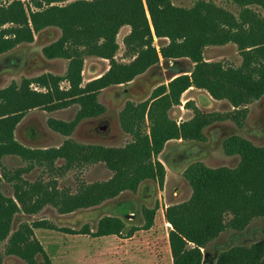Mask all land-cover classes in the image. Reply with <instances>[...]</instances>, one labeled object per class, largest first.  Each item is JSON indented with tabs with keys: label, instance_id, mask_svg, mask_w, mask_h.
<instances>
[{
	"label": "trees",
	"instance_id": "obj_1",
	"mask_svg": "<svg viewBox=\"0 0 264 264\" xmlns=\"http://www.w3.org/2000/svg\"><path fill=\"white\" fill-rule=\"evenodd\" d=\"M30 1L36 10L28 16L21 0H0V55L32 43L34 33L58 28L61 38L44 52L49 57L69 59L65 80L70 84L68 90L59 91L60 79L42 76L0 89V180L13 182L14 188L13 198L0 193V243L7 241V255L25 264H37L36 257H45V252L33 230L53 227L38 221L21 224L11 232L17 213L33 215L52 205L60 214H70L99 206L123 192H136L144 181L162 187L165 168L158 156L168 142H202L203 130L216 122L231 120L243 126L246 106L264 97V0H232L239 7L237 14L216 6L214 0H197L191 8L176 7L170 0H75L63 6L53 4L68 0ZM124 25L130 26L125 46L137 52L136 59L127 66L114 61L118 50L115 37ZM153 36L168 43L156 51ZM228 43L237 46L241 56L238 67L204 60L206 47ZM84 55L109 60L111 67L103 77L81 89L79 75ZM159 58L188 59L193 69L156 87L146 101L125 104L118 119L121 130L131 137L126 146L106 148L67 140L58 148L31 149L15 139L16 127L26 112L76 104L79 111L71 122L47 121L52 131L70 136L81 121L104 113L96 99L99 88L129 82L147 67L158 64ZM31 84L46 92L31 90ZM190 88L204 90L216 101H227L233 110L205 114L188 102L185 107L192 110L193 116L177 124L168 112L180 105L182 94ZM223 150L227 156H238V164L233 168L191 164L182 173L191 188L190 198L165 209L173 264H202V250L221 233L228 229L241 232L254 219L264 220V146L257 147L234 135L225 139ZM11 156L30 165L10 174L4 169L3 159ZM58 159L64 161V170L102 162L113 176L105 182L84 184L75 194L58 190L54 183L48 186L22 179L33 164L52 168ZM150 213L154 215V211ZM151 221L144 228L150 227ZM123 229L120 219L103 217L95 233L88 229L82 232L98 238L120 235ZM215 264H264V238L222 251Z\"/></svg>",
	"mask_w": 264,
	"mask_h": 264
},
{
	"label": "rangeland",
	"instance_id": "obj_2",
	"mask_svg": "<svg viewBox=\"0 0 264 264\" xmlns=\"http://www.w3.org/2000/svg\"><path fill=\"white\" fill-rule=\"evenodd\" d=\"M29 16L35 11L30 0H21ZM75 0L55 3L66 5ZM90 1V0H87ZM197 0H170L181 8H191ZM218 7L237 14L238 5L232 0H214ZM255 10H259L255 8ZM264 17V14L261 13ZM130 33V26H122L115 37L118 50L114 61L120 65H129L137 57V52L127 50L125 39ZM33 42L22 44L13 50L0 55V89H5L12 83L19 86L22 81L33 80L42 76H52L60 79L59 91L70 88L65 80L69 59L49 57L45 49L51 47L61 38V30L55 27L45 28L34 33ZM167 39H156L153 36L152 45L158 51L161 45H166ZM207 62H219L223 66L238 67L241 56L237 46L228 43L222 46H208L203 53ZM17 61L16 66L5 63V59ZM158 64L147 67L131 81L121 84H111L99 88L97 102L105 111L98 117L81 121L70 136H63L52 131L47 126L48 119L71 122L76 117L79 106L71 105L64 109L44 110L32 109L25 113L15 130V139L23 146L31 149L58 148L65 141L71 140L82 145H96L106 148H122L131 142V137L124 133L119 125V113L127 102L139 104L149 99L152 91L167 84L166 69L161 58ZM80 71L81 89L103 77L110 70V61L99 56L84 55ZM171 68L189 74L193 64L188 59L166 60ZM30 89L46 92L36 84ZM94 89V88H93ZM56 103L59 99L54 100ZM192 103L201 113L225 114L233 110L227 101H216L204 90L190 88L182 94L180 105L168 112L171 120L177 124L192 118L193 112L186 108V103ZM247 115L243 126L238 127L233 121L213 123L203 130L204 140L170 141L159 161L165 168V179L162 187L154 181L142 182L136 192H123L118 197L103 202L99 206L81 209L70 214H60L52 205L45 206L33 215L17 213L11 224V232L16 231L21 224H33L44 221L53 229H35L34 237L42 245L45 257L38 255L37 264H172L168 243L170 225L165 219V209L168 206L186 202L191 196V188L182 176L184 170L194 163H202L209 168L235 167L238 156H227L223 150V142L231 136H239L250 141L257 147L264 146V97L246 106ZM30 164L18 157L3 159L4 169L13 174L19 169H25ZM64 161L58 159L52 168L32 165V169L22 174V179L33 183L43 182L48 186L55 184L60 191L75 194L80 186L105 182L113 173L104 163L76 165L64 170ZM2 169H0V173ZM0 193L13 198V182L0 180ZM150 211H154L151 215ZM103 217H115L124 224L120 235L93 237L83 234L88 229L95 233L98 222ZM151 226L144 228L147 221ZM264 238V220L254 219L241 232L226 230L203 250L202 264H215L217 256L224 250L234 246H249ZM7 241L0 243V264H25L24 261L5 253Z\"/></svg>",
	"mask_w": 264,
	"mask_h": 264
},
{
	"label": "water",
	"instance_id": "obj_3",
	"mask_svg": "<svg viewBox=\"0 0 264 264\" xmlns=\"http://www.w3.org/2000/svg\"><path fill=\"white\" fill-rule=\"evenodd\" d=\"M169 64H170V63H169L168 61H164V62H163V67L166 69L165 77H166V79L169 80V82H170V81L173 80L174 78H176V77L182 75V73H183L184 71H182V70H178V69H176V68H171V67L169 66Z\"/></svg>",
	"mask_w": 264,
	"mask_h": 264
},
{
	"label": "flooded vegetation",
	"instance_id": "obj_4",
	"mask_svg": "<svg viewBox=\"0 0 264 264\" xmlns=\"http://www.w3.org/2000/svg\"><path fill=\"white\" fill-rule=\"evenodd\" d=\"M4 61L6 64H8L10 66H16L17 65V61H15L13 59L6 58Z\"/></svg>",
	"mask_w": 264,
	"mask_h": 264
},
{
	"label": "crops",
	"instance_id": "obj_5",
	"mask_svg": "<svg viewBox=\"0 0 264 264\" xmlns=\"http://www.w3.org/2000/svg\"><path fill=\"white\" fill-rule=\"evenodd\" d=\"M171 261H172V258H171ZM173 264V263H172Z\"/></svg>",
	"mask_w": 264,
	"mask_h": 264
}]
</instances>
